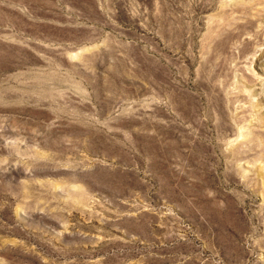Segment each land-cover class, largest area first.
<instances>
[{"label":"rangeland","instance_id":"obj_1","mask_svg":"<svg viewBox=\"0 0 264 264\" xmlns=\"http://www.w3.org/2000/svg\"><path fill=\"white\" fill-rule=\"evenodd\" d=\"M0 264H264V0H0Z\"/></svg>","mask_w":264,"mask_h":264}]
</instances>
